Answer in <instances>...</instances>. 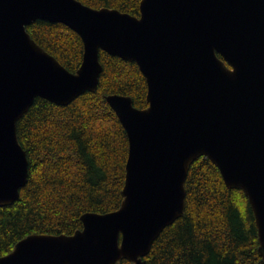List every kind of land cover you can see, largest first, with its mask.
<instances>
[{"label":"water","instance_id":"95a60500","mask_svg":"<svg viewBox=\"0 0 264 264\" xmlns=\"http://www.w3.org/2000/svg\"><path fill=\"white\" fill-rule=\"evenodd\" d=\"M36 19L81 37L76 71L31 38ZM100 49L135 61L147 85L145 108L105 95L128 138L121 205L83 213L73 234H29L0 264H142L182 215L186 174L200 156L247 196L264 257V0H141L138 16L79 0H0V206L28 178L17 120L38 96L65 105L96 90Z\"/></svg>","mask_w":264,"mask_h":264},{"label":"trees","instance_id":"16d2710c","mask_svg":"<svg viewBox=\"0 0 264 264\" xmlns=\"http://www.w3.org/2000/svg\"><path fill=\"white\" fill-rule=\"evenodd\" d=\"M139 15L141 0H79ZM31 38L70 71L79 67L81 37L59 22L36 19ZM221 58V56L219 55ZM96 90L65 105L36 97L16 122L28 159V178L13 203L0 206V255L32 233L73 234L85 212L106 213L123 200L128 138L105 95L148 106L147 85L135 61L99 50ZM182 215L166 225L142 264H264L255 216L247 196L227 187L219 168L200 156L189 166ZM115 264H133L120 258Z\"/></svg>","mask_w":264,"mask_h":264},{"label":"bare ground","instance_id":"6f19581e","mask_svg":"<svg viewBox=\"0 0 264 264\" xmlns=\"http://www.w3.org/2000/svg\"><path fill=\"white\" fill-rule=\"evenodd\" d=\"M13 203V202H12Z\"/></svg>","mask_w":264,"mask_h":264}]
</instances>
